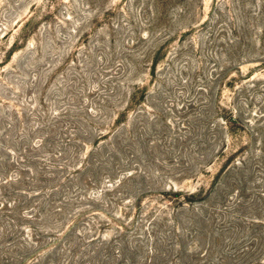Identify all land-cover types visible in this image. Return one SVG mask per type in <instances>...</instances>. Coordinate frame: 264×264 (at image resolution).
<instances>
[{
  "label": "rangeland",
  "instance_id": "rangeland-1",
  "mask_svg": "<svg viewBox=\"0 0 264 264\" xmlns=\"http://www.w3.org/2000/svg\"><path fill=\"white\" fill-rule=\"evenodd\" d=\"M0 264H264V0H0Z\"/></svg>",
  "mask_w": 264,
  "mask_h": 264
}]
</instances>
